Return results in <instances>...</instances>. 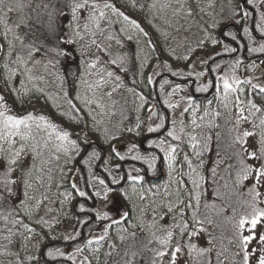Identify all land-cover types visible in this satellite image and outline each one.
<instances>
[{"label":"rangeland","instance_id":"1","mask_svg":"<svg viewBox=\"0 0 264 264\" xmlns=\"http://www.w3.org/2000/svg\"><path fill=\"white\" fill-rule=\"evenodd\" d=\"M39 2L40 0H31V6H27L29 0H4V5L0 6V43H4L2 34L7 28L12 29L8 33L9 40H13L14 35H19L23 38L25 33H29L31 42L36 43L38 46L44 43L54 45L57 42V37H63L71 31L69 28V24L72 23L71 7H65V4L70 5L73 0H43L44 3L55 4L57 9H62V14L58 11L53 18L57 27L56 35L49 37L47 40L45 39L47 36L46 27L48 23V12L51 11V7L49 9H36V5ZM98 2L100 9L97 10L96 14H99V10H104L112 23L109 25L106 20L101 21V27L105 29L103 35L98 31L95 37H92L90 33H82L85 35L84 41H79L72 45H62V47L68 49L72 56L75 57V59L65 60L62 66L64 68L71 67L73 72H78L81 68L91 71L94 75L85 77L89 82L97 78L95 73L99 72L101 67L106 69V71L114 72V75L121 77L120 81L116 82L114 77H106L109 83L103 89L105 92L110 91L112 87L119 83V87L113 92L112 96H103L99 100L102 107L92 105L91 115L87 114L88 108L81 101L74 102L83 111L80 113L69 111V106L66 100L62 98V94L57 95L59 89L56 85L59 81L56 84H52L50 78L46 79V82L39 81L38 79L29 81L27 75L13 76L11 80H8L9 69L3 67L6 57L3 53H0V93H3L7 98L9 106L14 107L16 112L34 111L35 113L46 115L49 120L56 123L58 129H66L74 134H80L81 137L78 143H82L87 139V151L89 155L95 151L100 157L96 160H90L89 163L94 164L101 160L102 166L96 170V173H100L105 167L115 171L116 165H121L123 162L112 153L113 146L122 155L127 157L124 160L127 162L134 161L131 159V156L136 154V151H139L142 155H147V142L151 141V139H141V137L143 134L148 133L147 128L149 125H153V122L160 123L166 117L159 108V103L162 102L170 115L168 129L171 130L175 127L176 134L181 136L178 148L180 156L178 159L183 154H187L189 159L193 161V167H197V157L194 155V150L189 144L190 137L196 136L197 141H199L200 136L198 134L201 133V129L206 131L210 136L214 129L216 131V139L218 133L222 136V140L219 139L217 143L215 142L211 145V150L217 153L216 158L219 171L233 176L236 173V168H229V165H236L238 167L236 154L240 152V146L233 143L236 132L230 131L233 124L229 121L228 113L232 112L234 115L236 109L231 104L228 109L223 108L210 91L205 94L208 99L213 100L210 111L214 112L219 110L222 113L220 118L213 119L212 121L214 124H219V127H208L211 117H205L203 120L199 119L203 115V107L205 106L201 101L196 100V102L201 103V110L196 112L197 125L200 127L191 124V112L183 113V115L181 113L188 106L186 100L188 94L194 97L203 95L194 92L195 87L205 82L203 77L197 78L195 76V72L207 67V64L202 63V61L206 60L208 64L215 67V64L211 60L219 56H223V58L216 62L221 65L235 64L237 59L242 61L236 68L235 75L242 81L237 87L243 88L244 91L230 93V99H234L239 95L241 100H245L246 98L251 99L258 107L264 108V96L252 93L249 87L250 85L243 83L244 80H251L253 84L264 85V70L257 65L255 59L246 60L240 48L236 51L237 53L226 52L225 49L233 47L224 38H221L217 31L218 24L222 21L232 20V23L235 24V21L242 19L243 25L249 30L246 32V42L244 44L246 49L260 47V45L264 44V38H261L260 35L256 37L253 34L251 24L252 15L249 11H247L249 15L244 17L243 13L245 11L238 10L235 0H180V3L184 4L183 8L180 7V3L177 0H110L120 11L129 16L130 20H136L140 28L143 29L141 31L132 25L130 21H125L123 17L113 14L110 9H104V0H98ZM253 3L259 7L260 11L259 20L255 24L256 28V25L264 23L261 19L264 16V3H262V0L259 2L252 0L251 4ZM21 4L26 6L20 8L19 6ZM153 4L156 6L152 7ZM8 6L13 7L14 11L7 12ZM190 7L193 9L191 16L187 15ZM33 9H36V11H33ZM77 15L83 17L84 13H78ZM21 21L25 25H28V27L15 26ZM80 23L81 25L84 23L83 19H81ZM256 30L259 31L258 28ZM108 35H111L114 39L108 40L106 38ZM129 36L132 37L131 40L128 39ZM93 38L98 43H101L107 51L106 54L100 55L101 62L97 64L96 68L87 69L86 65L81 63L80 52L85 51L86 55L84 59L90 61L95 56L88 55L87 53H96L97 50L95 46H92L90 49H82L81 44ZM213 39L219 42L213 45L211 43ZM117 40L120 43H117ZM201 40H204L203 46L199 45V41ZM24 42L29 43L30 41L29 39H25ZM14 43L17 48L20 47L19 41H14ZM251 53L264 54V52ZM185 56L188 57L187 60L184 59ZM111 59H115L117 64L112 65L106 63V61ZM253 62H255V66H253ZM28 67H31V65L29 64ZM9 68L15 70L17 73L23 70L21 67L11 63L9 64ZM225 70L228 71L229 69L226 68ZM49 71L53 70L49 69ZM189 71H193L191 78L188 77ZM173 72L177 73V75L173 76ZM149 78H151V83H149ZM164 79H168L170 85H165L161 88ZM21 80L25 82L27 89L31 90L29 95L23 97V104L17 99L15 93V89H21L23 91L20 84ZM70 80L72 81H68L65 88L71 96L75 94V86L79 85V80ZM186 80L188 83H185ZM229 82L232 83L231 80ZM175 84H180L184 91L169 95L171 88ZM37 88L42 89L47 95L37 93ZM81 92L83 93V88H81ZM88 95L94 99H99L102 93L98 91L93 96L90 91ZM142 97L143 100L141 99ZM182 97L185 98L182 99ZM166 101L168 103L178 104L179 106L177 108H169L168 103H165ZM61 113L67 114L61 115ZM245 115H248L246 106ZM71 116H75L76 119H70ZM93 117H95V120H93ZM261 119H264V112L256 113L255 116H249V120L254 121L256 127H253L249 123L241 124L242 129L252 130L257 133L256 136L246 138L250 151L260 147L258 141L261 131H264V127L260 126ZM172 120L176 122L174 126L171 123ZM96 121H99V124ZM137 123L140 125L139 128L136 127ZM129 128L132 129L131 132L128 131ZM181 128H183V131H181ZM48 131H51V129ZM44 135L47 138L46 134ZM113 136L116 139H112ZM71 138L75 139V136ZM51 143L53 146L61 143L55 139V133H53ZM94 143H99L104 150H100L92 145ZM132 143L139 145V148L129 153L128 148L131 147ZM5 147L7 146L5 145ZM53 152L54 148L50 150L46 149L42 156L35 161L36 167L32 172L30 181L32 187L27 189L28 197L31 198L26 201L28 215L22 214L17 218L23 220L24 223L33 228V232H27L23 227L14 225L12 223L13 220H5L0 215V264H44L39 256L41 242L45 237H51L53 240H63L65 236H73L76 234L78 225L74 217L71 216L72 204L71 197H68V193H71V195L75 193L71 188V183L73 182L78 183L79 187L84 188V181L79 173L77 164L80 155L84 153L81 152L79 156L73 155L72 161L65 164V158L61 156V159L57 161L54 158ZM202 159L204 164L202 167L197 168V172L204 176L206 151ZM86 160H88V157H85ZM140 162L145 163L144 161ZM246 162L248 164L256 163L253 160H247ZM31 163L32 158L30 155L23 158L25 167H28ZM2 166V163H0V167ZM176 167L179 169L178 164ZM132 168L137 167L132 165L129 170ZM188 171L189 169L185 165V181L189 179L187 175ZM90 173L92 175L94 172L91 171ZM16 175L20 174L14 173V177ZM49 175L52 177L51 180L48 178ZM161 175L162 181L159 184L161 186L159 196H149L146 201H141L139 199V191L136 193L130 192L131 203H129L117 194H113L115 198L108 206L110 215L113 217L118 216L125 210H138V216L142 218L140 223L144 225V229L140 231L139 229L129 228V232H138L137 248L130 249V252L132 250L140 251V256L137 257L139 264H151L153 252L150 249H158L161 247L155 241L148 243L151 239L150 232L154 231V229L150 230L148 228V224L153 220V209H157L155 213L158 221L157 227L160 224H168L171 222L170 217L172 214L166 216L163 221H159L160 211L157 205L161 204V202L167 203L168 200L175 202L177 185L175 182L169 185L168 191L172 195L166 199L164 185L168 181V177L164 174V171ZM38 178H40L39 181ZM193 178L199 179L196 174H193ZM176 179H180V177L174 174L173 181ZM204 181H200L201 188L197 189L196 192L202 193L200 201L201 218H204L205 215L209 218V210L204 207L203 201ZM248 182L249 184L252 183L251 180ZM58 184L60 185L59 187ZM145 187H148V185H145ZM189 187H192V185L189 184ZM21 189L22 195L20 200H24V188L22 185ZM260 191L264 193V187ZM153 199L156 200L155 204L152 203ZM260 200L264 201V195L260 197ZM37 202L40 203L38 204ZM19 207L23 210L25 205H19ZM141 209H144V211H141ZM98 223L104 224L107 221ZM205 226L213 232V236L214 234L218 235V228H211V225L207 224ZM247 227L248 225L245 228L247 229ZM8 229H11V232ZM255 232L257 239L253 240L249 245L250 252L260 247L258 240L259 236L264 234V224L257 225ZM101 234V231H97L94 233V236ZM243 234L247 235L248 232L245 230ZM157 235H160V233L158 232ZM29 236L31 239H28ZM228 236L230 240V234ZM112 240L113 243L114 239ZM192 243L197 244L198 247L208 246L206 236L193 237ZM231 243L234 245V252L228 250L224 244L222 245L217 240L214 241V251L212 253L214 264H216L215 256L217 252L220 253V261L222 264H243L242 256L236 254L239 252V248L233 238L231 239ZM131 244V240L122 244L117 238L116 251L113 252L112 257H108L106 254V258L102 260L101 264H114L115 261L124 264V260L121 259L124 255V249ZM140 244H143L145 247L140 249ZM117 252L119 253L118 255ZM96 253L97 251L92 250L90 247L89 250L79 252L77 256L74 254L70 256L75 264H81L85 257L91 261V264H96L98 261ZM29 257H33V259H29ZM178 257L177 264H185L181 254H178ZM202 259L198 257L196 251H192L193 262L202 264ZM167 262L168 257L166 256L163 258V264H167ZM157 264H160L159 259H157ZM250 264H256L255 256L250 257Z\"/></svg>","mask_w":264,"mask_h":264},{"label":"snow or ice","instance_id":"2","mask_svg":"<svg viewBox=\"0 0 264 264\" xmlns=\"http://www.w3.org/2000/svg\"><path fill=\"white\" fill-rule=\"evenodd\" d=\"M177 2L180 3V0H177ZM246 2L251 4L252 0H246ZM262 3H264V0H262ZM3 5L4 0H0V6ZM25 6L26 5L21 4L19 7L23 8ZM27 6H31V0H29ZM69 6L71 7L72 13V23L69 24L71 31L63 37H57L56 44L44 43L38 46L36 43L31 42L29 33H25L23 38L19 35H14L13 40H9L8 33L11 32L12 29L7 28L2 34L4 43H0V53H3L6 57L3 67L9 69L8 80H11L13 76L27 75L29 81L38 79L39 81L46 82V79L48 78L51 79L52 84H56V82L59 81L56 85L59 89L57 95L59 96L62 94V98L66 100L69 106V111H74L76 113L83 111V109L79 108L74 102L81 101L88 108L87 114L91 115V106L96 105L97 107H102L99 100L102 99L103 96L111 97L113 92L119 87V83H117L110 91H103L105 86L109 83V80L106 79V77H114L116 82H119L121 77L119 75H114V72L106 71V69L101 67V70L95 73L97 78L94 81L89 82L85 77L93 76L94 74L91 71L81 68L78 72H73L71 67L64 68L62 66L65 60L75 59L71 52L62 47V45H72L79 41H84L85 35L82 33H90L92 37H95L98 31L103 35L105 29L101 27V21L106 20L109 25L112 21L107 17L104 10H99V14H96L97 10L100 9L98 0H73L70 5L65 4V7ZM155 6V4L152 5V7ZM50 7L51 11L48 12V23L46 27V40L49 37L56 35L57 27L53 18L58 11L62 14V9H57L55 4L44 3L43 0H40L36 5V9H49ZM180 7L183 8L184 4L180 3ZM103 8L110 9L113 14L123 17L125 21H130L132 25L143 31L136 20H130L129 16L120 11L110 2V0H104ZM36 9H33V11H36ZM12 11H14L13 7L8 6L7 12ZM78 13H84L83 17L77 15ZM192 14L193 9L190 7L187 11V15L191 16ZM248 15L249 13L247 11L243 13L244 17H247ZM81 19L84 21L82 25L80 23ZM261 19L264 21V16H262ZM235 23L239 24L240 21L237 20ZM15 26L28 27L23 21ZM256 28L259 29L260 37L264 38V23L256 25ZM121 31H123V29H121ZM205 31H207V29H205ZM244 31L248 32L249 30L245 28ZM106 38L108 40L114 39L111 35H108ZM25 39H29L30 42L25 43ZM128 39L131 40L132 37L129 36ZM232 39L235 40L236 37L233 36ZM14 41L20 42L19 48L16 47ZM218 42L219 41L215 39L211 41L213 45ZM117 43H120V41L117 40ZM203 44L204 40L199 41L200 46H203ZM92 46H95L97 52L87 54L95 56L94 59H91L90 61L85 60L84 57L86 52H80L81 63L86 65L87 69L96 68L97 64L101 62L100 55L106 54L107 51L102 44L98 43L94 38L81 44L82 49H90ZM225 51L234 53L237 49L230 48L225 49ZM249 51L264 52V44L260 45L258 48L249 49ZM184 59L187 60L188 57L185 56ZM10 63L21 67L23 70L17 73L15 70L9 68ZM106 63L116 65L117 61L111 59L106 61ZM202 63L207 64V67L201 71L195 72V76L197 78L203 77L205 82L200 86L195 87L194 92L206 94L211 91L213 97L223 106V108L228 109L231 104L236 109L234 115L232 112L228 113V118L233 124L230 131L236 132L233 143L240 146V152L236 154L238 167L230 164L229 168H236V183L239 187L245 188L251 196V201H245V204L252 210L251 213L248 214L250 219L241 217L234 225L235 242L239 248V252L236 254L242 256L243 264H250L251 256L256 257V264H264V234L259 236L258 243L260 247L253 249L251 252L249 251V245L253 240L257 239L255 232L257 225L264 224V208L257 206L258 204L264 203V201L260 200V197L264 195V193L260 191V189L264 187V131H261L260 133L258 141L260 147L250 151L247 146L246 138L256 136L257 133L252 130L241 128L242 123H249L252 124L253 127H256L254 121L249 120V116H255L256 113L264 112V108L258 107L251 99L246 98L245 100H241L239 95L234 99H230V93L244 91L243 88L237 87L242 81L235 75L236 68L242 63V61L237 59L235 64L221 65L213 58V64H215V67L208 64L206 60L202 61ZM261 63H264V61H261ZM29 64L31 67H28ZM253 66H255V62H253ZM226 68L229 70L226 71ZM49 69H52L53 71H49ZM172 75L176 76L177 73L173 72ZM192 76L193 71H189L188 77L191 78ZM70 79L79 80V85L75 86V94L71 96L65 88V85ZM230 80L232 83L229 82ZM149 83H151V78H149ZM185 83H188V81L186 80ZM243 83L250 85L252 93L264 96V85L252 84L251 80H244ZM20 84L23 91H21V89H15V93L17 99L23 104V97L29 95L31 90L27 89L23 80L20 81ZM165 85H170L168 79H164L161 88ZM81 88H83V93L81 92ZM90 91L93 96H95L98 91L101 92L102 95L99 99H94L89 97L88 93ZM129 91H131V89H129ZM181 91H184V89L181 88V85L175 84L171 88L169 95H174ZM36 92L42 95H47L39 88L36 89ZM184 98L185 97H182V99ZM141 99L143 100V97ZM186 100L188 106L183 109L181 115H183V113L191 112V124L200 127L197 125L196 112L201 110V103L196 102L195 97L191 94L186 96ZM165 103L168 102L166 101ZM203 103L205 105L203 107V115L199 117V119L203 120L205 117H211V119H209L208 127H219V124H214L212 121L213 119L220 118L222 113L219 110L214 112L210 111L213 100L205 97ZM178 106V104L168 103L169 108H177ZM245 106L248 109V115H245ZM66 114L67 113H61V115ZM70 119H76V117L71 116ZM93 120H95V117H93ZM167 120L168 117H164L160 123L153 122L154 126H148L147 131L149 133H157L159 135L156 140L147 142V155H142L139 151H136V154L131 156L132 160L144 161L147 163V169L132 168L128 171L122 172V166L118 164L116 165L115 171L105 167L102 172L93 173L89 178L85 179L84 188L79 187L76 182L71 183V188L75 191L77 196L93 202L88 209H85L84 205L81 204L79 206V211H88L92 213L94 220L93 216H89V220H93V223L107 221V223L104 224H97V229L102 232L101 235L94 236V230L89 231V238H87L86 244L89 246L94 243L97 245L101 244V242H104L109 237V232L112 227L114 225L119 226L117 234L118 240L122 244L128 240L132 241V244L124 249V255L121 259L124 260V264H139L137 257L140 256V251L132 250L130 252V249L137 248L138 232H129V228L143 231L144 225L142 223L134 222L133 217L127 210L121 212L118 216L113 217L110 215L108 206L115 198L113 194H117L129 203H131L130 192L136 193L139 191V199L141 201H146L149 196H159L161 186L157 183H152L147 179L150 174L155 175L160 171V168L157 165V161H159L161 165L165 163L167 164L166 169H164V174L168 177V181L164 185L165 198L167 199V197L172 195V193L168 191L171 183L175 182L177 187L175 191V202L168 200L167 203L161 202V204L157 205V208H159L160 211L159 221H163L166 216L172 214L170 217V223L160 224L159 227H157L158 221L155 215L157 209H153V220L148 224V228L150 230L154 229V231L150 232L151 239L148 243L155 241L161 247L158 249H150V251L153 252L151 264H157V259L160 260V264H163V258L166 256L168 257L167 264H177L179 259L178 254L184 253L185 249H187V252L185 253L187 257L185 264H189V261L192 259V251H196L198 257L203 258L202 264H214L212 253L214 251L213 246L215 237L205 226L206 224L212 225L213 220L206 215L204 218H201L200 201L202 193L196 192L197 189L201 188L200 181L205 180V177L197 172V168L202 167L204 164L202 157L204 152L208 150V142L212 137L203 129H201V133L198 134L200 136L199 141H197L196 136L190 137V147L194 150V155L197 157V167H193V161L189 159L187 154H183L182 157L178 159L180 156V153L178 152V142L181 141V136L176 134L175 127L171 130L166 128L165 124ZM96 123L99 124V121H96ZM171 123L174 126L176 122L175 120H172ZM139 126V123H137L136 127L139 128ZM260 126L264 127V119L260 120ZM49 129H51V131H48ZM128 131L131 132L132 129L129 128ZM181 131H183V128H181ZM53 133H55V139L61 142L54 146L51 143ZM44 134H46L47 138H45ZM73 136H75V139L71 138ZM112 139H116V137L113 136ZM217 139H219V134H217ZM79 140L80 137L78 134H74L66 129H58L56 123L49 120L44 114L35 113L34 111H25L22 113L16 112L14 107L9 106L8 100L4 94L0 93V163L3 165L0 167V208H7L9 216L13 213L17 216L22 214L28 215L26 201L31 198L28 197L27 189L32 187L30 181L32 178V172L36 167L35 161L42 156L46 149L50 150L54 148V158L58 161L61 159V156H63L65 158V164L72 161L73 155L79 156L81 152L84 153L85 157H88V160L85 161L86 163L90 160L100 158L99 154L95 151L91 152L89 155L87 151V139L82 143H78ZM5 145L7 147H5ZM138 148L139 145L132 143L131 147L128 148V152L132 153ZM198 148L199 150H197ZM157 149L159 150L158 152L156 151ZM112 153L121 161H124L127 158L125 155H122L115 146L112 147ZM29 155L32 158V163L28 167H25L23 164V158ZM247 160H253L256 163L248 164L246 162ZM177 164L179 165V169L176 167ZM185 165H187V168L189 169L187 173L189 177L188 181H185L184 179ZM218 166L217 163L216 167ZM216 167L210 169L213 183H215L214 177L216 175ZM14 173H19L20 175L14 177ZM174 174L178 175L180 179L173 181ZM193 174H196L199 179L193 178ZM48 178L49 180L52 179L50 175ZM39 179L40 178H38V181ZM249 180L252 181L250 187L244 183ZM146 184L148 187H145ZM189 184H191L192 187H189ZM17 185L23 186L25 199L13 203L11 198L16 195L14 188ZM59 186L60 185L58 184V187ZM213 196L219 198L220 193L214 191ZM68 197H71V193H68ZM45 199H47V197H45ZM37 203L39 204L40 202ZM152 203L155 204L156 200L153 199ZM19 205H25V208L21 210ZM204 207L208 208L209 204L205 203ZM211 207H216V205L213 203ZM221 210L223 211V209ZM141 211H144V209H141ZM12 223L23 227L29 233L33 232V228L24 223L23 220L13 219ZM83 223L88 224V221H84ZM246 225H248L247 229L245 228ZM89 227L91 229V226ZM245 230L248 232L247 235L243 234ZM8 231L11 232V229H8ZM158 232L160 235H157ZM79 235L80 233L77 232L76 235L65 236L64 239L76 240ZM198 236H206L207 247H198L197 244L192 243V238ZM28 239H31V237L29 236ZM144 247L143 244L139 245L140 249ZM109 248L112 249V251L108 252L107 256L112 257L113 252L116 251L115 242L110 244ZM82 250L83 249L80 247L76 248L77 252H81ZM94 251L98 252L99 248L94 249ZM118 254L119 253L117 252V255ZM52 255L53 253L49 251L48 256ZM61 255H63V253H61ZM29 259H33V257H29ZM69 259H72V257L70 256ZM215 262L216 264H222L219 252L216 253ZM81 264H91V261L85 257ZM114 264H120V262L115 261Z\"/></svg>","mask_w":264,"mask_h":264},{"label":"trees","instance_id":"3","mask_svg":"<svg viewBox=\"0 0 264 264\" xmlns=\"http://www.w3.org/2000/svg\"><path fill=\"white\" fill-rule=\"evenodd\" d=\"M260 1V0H256ZM236 6L238 7V10L242 11H249L251 16V24H252V32L256 37H259V31L256 30L255 24L258 22L260 17V11L259 7L255 3L248 4L246 0H235ZM240 23H232V20L229 21H222L218 24L217 31L220 34L221 38H224L226 42L230 45H232L233 48L241 49V53L244 55L246 60L255 59L257 62V65L261 67L262 70H264V63H261V61H264V54H254L251 53L249 50L245 47L246 42V32L244 31L245 26L242 23V19L239 20ZM235 36L236 39L233 40L232 37ZM237 53V52H236ZM232 56V54H231ZM223 58V56H219L215 58V61H218L219 59ZM213 63V60H211ZM70 82L72 80H69ZM253 84V83H252ZM250 87V86H249ZM251 90V87H250ZM252 91V90H251ZM197 95V94H196ZM197 101L203 102L205 100V97H207L205 94L203 95H197L195 96ZM208 99V98H207ZM159 108L168 117V120L166 121V128L169 127L170 122V115L166 110L165 105L161 102L159 103ZM211 133V140H209L208 144V150H206V164H205V170H204V194H203V201L204 204H209L208 207V214L209 218L213 220V224L211 225V228H218L219 232L218 235L214 234L215 240H217L222 245L224 244L228 250H232L234 252V245L230 243L231 239L233 238L235 240V228L234 225L236 222L241 218L244 217L246 219H250V216L248 215L251 213V208L248 207L245 204V201H251V196L248 194L247 190L245 188H241L236 183V173L231 176L230 174L222 173L219 171V167H216L217 165V158L216 152H213L211 150V145L220 139L222 140V136L219 135V139H216L215 130H212ZM220 134V133H218ZM79 137H81L80 134H78ZM159 134L157 133H146L143 134L141 139H151L156 140ZM82 139V138H81ZM82 141V140H81ZM179 143V142H178ZM95 147H97L100 150H104V148L99 143L92 144ZM159 151L158 149L156 150ZM83 157V159H82ZM102 161H97L94 164H91L89 162H85L84 154H81L78 159V168L79 173L82 176V179L84 181V187H85V179L89 178L91 176V171L96 173L97 168H100L102 166ZM135 165L137 168H144L147 169L148 165L147 163H143L137 160L134 161H123L121 163V171H128L130 166ZM157 165L160 168V171L157 172L155 175H149L147 179L152 183L160 184L162 181V172L164 169H166L167 164L161 165L159 161H157ZM216 167V175L214 177L215 183H213V177L212 173L210 172V169ZM249 187L252 183L249 184L248 181L244 182ZM147 185V184H146ZM226 185V187H225ZM16 195L11 198L13 203H16L18 200H20L22 195V189L21 185H17L14 188ZM214 191H218L220 193V197L217 198L213 196ZM92 201L88 200L86 198H82L76 195V193H73L71 195V204H72V213L71 216L74 217L77 223V232L80 233V235L77 237L76 240H53L51 237H45L44 240L41 242V249H40V260L44 264H75L73 259H69L71 254H74L75 256L78 255L79 252L76 251L77 247L83 248L84 251L89 250L90 247L92 250L99 248V252L96 253L97 262L96 264H101L102 260L106 258V254L110 252L112 249L109 248V245L112 244V239H114L115 244L117 243V234L119 231V226L114 225L112 229L109 232V237L104 241L101 242V244H93V245H87L86 240L89 238V231L94 230V233L97 231H100L97 229V224H100L98 222L93 223L94 216L92 213L85 211L81 212L79 211V206L81 204L84 205L85 209H88L92 205ZM215 204L216 207H211L212 204ZM260 208H264V204H258L257 205ZM223 209V211L221 210ZM129 212L131 216L133 217V221L140 223L142 221V218L139 215L138 210L129 209ZM0 215L5 220H13L17 219L18 216L13 213L11 216L8 215V209L7 208H0ZM0 216V217H1ZM89 216H93V220H89ZM231 218V219H229ZM4 220V221H5ZM84 221H88V224L83 223ZM91 226V229L90 227ZM247 226V225H246ZM245 226V227H246ZM208 231H210L208 229ZM211 232V231H210ZM213 234V232H211ZM229 233L230 234V240H229ZM76 235V234H75ZM225 248V250H226ZM51 251L53 253L52 256H48V252ZM227 251V250H226ZM187 252V249H185L184 253H180L183 257V261L187 259L185 253ZM63 253V255H61ZM1 255V253H0ZM127 259V258H126ZM105 264V263H104ZM189 264H197L193 262L191 259L189 261Z\"/></svg>","mask_w":264,"mask_h":264}]
</instances>
